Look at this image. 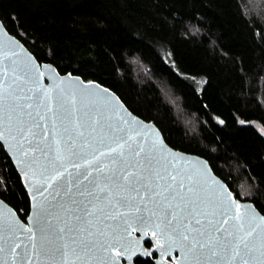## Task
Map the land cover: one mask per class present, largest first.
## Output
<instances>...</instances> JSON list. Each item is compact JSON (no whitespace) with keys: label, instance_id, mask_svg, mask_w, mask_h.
<instances>
[{"label":"snow or ice","instance_id":"obj_1","mask_svg":"<svg viewBox=\"0 0 264 264\" xmlns=\"http://www.w3.org/2000/svg\"><path fill=\"white\" fill-rule=\"evenodd\" d=\"M25 35L0 19V150L30 200L26 223L0 202V264H264V209Z\"/></svg>","mask_w":264,"mask_h":264},{"label":"trees","instance_id":"obj_2","mask_svg":"<svg viewBox=\"0 0 264 264\" xmlns=\"http://www.w3.org/2000/svg\"><path fill=\"white\" fill-rule=\"evenodd\" d=\"M0 19L39 63L108 87L264 209V0H0ZM17 175L0 150V198L25 221Z\"/></svg>","mask_w":264,"mask_h":264},{"label":"water","instance_id":"obj_3","mask_svg":"<svg viewBox=\"0 0 264 264\" xmlns=\"http://www.w3.org/2000/svg\"><path fill=\"white\" fill-rule=\"evenodd\" d=\"M26 47V46H25ZM26 49L28 50V48L26 47ZM29 51V50H28ZM30 52V51H29ZM31 53V52H30ZM32 54V53H31ZM33 55V54H32ZM34 56V55H33ZM35 57V56H34ZM35 59H36V62L40 65V67L41 68H43L44 67V65H51V66H53L55 69H56V67L54 66V65H52V64H49V63H43V64H41V63H39V61L37 60V58L35 57ZM57 70V69H56ZM58 71V70H57ZM69 74H71V73H69ZM62 75V74H61ZM66 75H68V74H66ZM65 75V76H66ZM72 75V74H71ZM72 76H74V77H79V76H75V75H72ZM81 80H83L81 77H79ZM84 81V80H83ZM85 83H88V82H86V81H84ZM45 83L47 84V83H49V81L47 80V78H45ZM93 83H96V82H93ZM104 87V86H103ZM112 91V90H111ZM116 94V93H115ZM117 95V94H116ZM118 96V95H117ZM119 97V96H118ZM123 102V101H122ZM137 116V115H136ZM138 117V116H137ZM138 118H140V117H138ZM141 119V118H140ZM143 120V119H142ZM145 121V120H144ZM145 122H147V121H145ZM147 123H151V124H153L155 127H157L154 123H152V122H147ZM157 129H158V131H160V129L157 127ZM161 132V131H160ZM162 133V132H161ZM163 135V134H162ZM164 137V136H163ZM167 143V142H166ZM175 150V149H174ZM176 151H178V150H176ZM178 152H181V151H178ZM184 153V152H183ZM185 154H188V153H185ZM188 155H190L191 157H193V158H195V157H200V156H198V155H193V154H188ZM200 158H203V157H200ZM0 202H3L4 204H6L8 207H11L7 202H5L4 200H2L1 198H0ZM241 202H244V201H242L241 200ZM248 202H250V201H248ZM252 203V202H251ZM253 204V203H252ZM254 205V204H253ZM255 206V205H254ZM13 210H15L13 207H11ZM258 210V209H257ZM259 211V210H258ZM18 214V213H17ZM21 218V217H20ZM22 219V218H21ZM22 221L23 222H27L26 220L24 221L23 219H22ZM175 255H177L178 256V253H176Z\"/></svg>","mask_w":264,"mask_h":264},{"label":"flooded vegetation","instance_id":"obj_4","mask_svg":"<svg viewBox=\"0 0 264 264\" xmlns=\"http://www.w3.org/2000/svg\"><path fill=\"white\" fill-rule=\"evenodd\" d=\"M146 247H150V245H146ZM142 259H144V258H142Z\"/></svg>","mask_w":264,"mask_h":264},{"label":"rangeland","instance_id":"obj_5","mask_svg":"<svg viewBox=\"0 0 264 264\" xmlns=\"http://www.w3.org/2000/svg\"><path fill=\"white\" fill-rule=\"evenodd\" d=\"M197 81H195V83H196ZM199 83V82H198Z\"/></svg>","mask_w":264,"mask_h":264}]
</instances>
